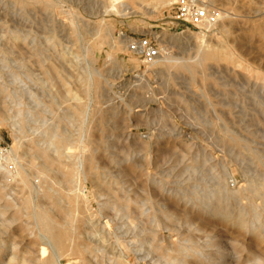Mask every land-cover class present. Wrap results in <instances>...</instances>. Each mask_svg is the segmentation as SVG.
<instances>
[{
	"label": "rangeland",
	"instance_id": "1",
	"mask_svg": "<svg viewBox=\"0 0 264 264\" xmlns=\"http://www.w3.org/2000/svg\"><path fill=\"white\" fill-rule=\"evenodd\" d=\"M127 1L0 0V264H264V0Z\"/></svg>",
	"mask_w": 264,
	"mask_h": 264
},
{
	"label": "bare ground",
	"instance_id": "2",
	"mask_svg": "<svg viewBox=\"0 0 264 264\" xmlns=\"http://www.w3.org/2000/svg\"><path fill=\"white\" fill-rule=\"evenodd\" d=\"M156 4H158V3H160V4H170L171 3V1L172 0H153ZM110 2L112 3V6H113V8L115 9H121V8H123V10L124 11H126V10H130V5L128 4V1L127 0H110ZM206 6V5H205ZM207 7V6H206ZM117 11H119V10H117ZM124 13V12H123ZM130 13V12H129ZM125 15V14H124ZM183 33V32H182ZM181 33V34H182ZM125 36V35H124ZM125 40L126 41H128L129 43H131V45H132V40L133 39H131V38H129L128 36H125ZM131 41V42H130ZM220 48V47H219ZM224 48V47H223ZM226 49V48H225ZM138 51H140L141 52V49H140V47L137 49ZM215 52H216V50H215ZM199 53H200V59H198L199 60V64L200 65H202L203 63H205L209 58H211V52L208 50V49H206V47H205V45L204 46H201L200 48H199ZM218 54H219V52H217ZM233 55V54H232ZM164 57V56H163ZM163 60H165V62L170 66V67H175L176 66V62L177 61H175V60H173V58L171 57V58H164ZM163 60H160V62H163ZM164 62V63H165ZM155 63V62H154ZM231 63V62H230ZM157 64V63H156ZM178 64H180L179 62H178ZM181 65V64H180ZM180 65H178V66H180ZM58 146V145H57ZM39 152V151H38ZM57 152H58V157H60V156H62V154H63V152H64V150L62 149V146H58V148H57ZM40 153H42V152H40ZM44 156V155H43ZM48 157V156H47ZM44 166H46V165H44ZM66 167V166H65ZM64 167V168H65ZM18 172H19V170H18ZM23 172V171H22ZM74 172V171H73ZM64 174V173H63ZM76 174V173H75ZM74 174V175H75ZM18 176L20 175V173L19 174H17ZM23 175H25V174H23ZM21 177H22V175H20ZM73 177V176H72ZM24 178L25 177H22V180L24 181ZM25 179H27V177L25 178ZM20 180H21V178H20ZM19 181V180H18ZM26 184H27V182H26ZM27 186V185H26ZM26 186H24V187H26ZM244 189V188H243ZM238 190V189H237ZM230 192V191H229ZM234 192V191H233ZM242 192V191H241ZM1 193V192H0ZM234 194H236L235 192H234ZM239 194V193H238ZM46 214V213H45ZM48 215V214H47ZM47 215H45L44 217L47 219L48 218V216ZM44 217H42V218H44ZM227 218V217H226ZM228 218H230V217H228ZM46 219H45V221H46ZM49 219V218H48ZM226 220V219H225ZM228 220V219H227ZM56 220H52V219H50V223L48 224V226L46 227V232H47V234H48V236L50 237V239L51 240H53L54 242H55V245L57 246L56 248H60V249H63L64 247H65V240L67 239L68 240V238L70 237L71 238V236H69L68 238H66L69 234V232L70 231H67L66 230V228H65V230H63V229H61V225L60 224H58V223H56L55 222ZM229 221V220H228ZM232 221V220H231ZM247 223V222H246ZM245 222L243 223V222H241L240 224H242V225H240V226H248L249 224L247 223L246 224ZM47 224V223H46ZM63 225V224H62ZM65 226V225H64ZM246 226V227H247ZM67 227V226H66ZM250 227V226H249ZM68 228V227H67ZM250 228H253V227H250ZM71 230V229H70ZM245 230V229H244ZM258 229L257 228H255L254 227V232L253 231H251L252 233H255L256 231H257ZM73 231H75V230H73ZM73 231H71V234L74 236V234L75 233H73ZM259 231V230H258ZM257 231V232H258ZM68 232V233H67ZM255 233V236L257 235L258 236V238H261V239H258L259 241L260 240H263L264 239V237H263V235L261 234V233ZM68 234V235H67ZM70 234V235H71ZM257 238V237H256ZM72 240V239H71ZM263 242V241H262ZM261 242V243H262ZM52 243V242H51ZM72 243V242H71ZM54 244V243H53ZM77 244V243H76ZM76 244H75V247H76ZM70 245V244H69ZM74 245V244H73ZM72 245V246H73ZM71 247V246H70ZM71 248H74V247H71ZM77 248V247H76ZM67 249V248H66ZM70 249V248H69ZM78 249V248H77ZM43 250V251H42ZM41 251L42 252H45L46 253V250L45 249H42ZM74 251H76L77 253L79 252V251H77L75 248L73 249ZM41 252V253H42ZM55 253V252H54ZM200 255V257L202 258V257H204V255H206V254H203V253H199ZM38 255H39V253H38ZM53 255V254H52ZM36 256V255H35ZM40 256V255H39ZM42 256H43V254H42ZM38 258V257H37ZM41 257H39V259H40ZM52 258L53 257H51V259H49L50 261L52 260ZM206 258L207 257H205V260H206ZM199 259V258H198ZM41 261V263H42V261L43 260H40ZM53 262H54V260H53ZM46 263V262H45ZM44 263V264H45ZM51 263H52V261H51ZM56 263V262H55ZM66 263H68V262H66ZM70 263V262H69ZM50 264V263H49Z\"/></svg>",
	"mask_w": 264,
	"mask_h": 264
},
{
	"label": "built area",
	"instance_id": "3",
	"mask_svg": "<svg viewBox=\"0 0 264 264\" xmlns=\"http://www.w3.org/2000/svg\"><path fill=\"white\" fill-rule=\"evenodd\" d=\"M176 20L186 23L192 27H200L205 24L217 23L220 12L211 11L198 0H184L177 8ZM131 47L141 49L144 61L147 64L153 63L160 55V49L147 38H140L133 41Z\"/></svg>",
	"mask_w": 264,
	"mask_h": 264
}]
</instances>
